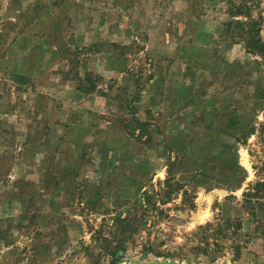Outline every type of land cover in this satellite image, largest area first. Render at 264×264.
Returning a JSON list of instances; mask_svg holds the SVG:
<instances>
[{
  "label": "rangeland",
  "instance_id": "374dc122",
  "mask_svg": "<svg viewBox=\"0 0 264 264\" xmlns=\"http://www.w3.org/2000/svg\"><path fill=\"white\" fill-rule=\"evenodd\" d=\"M144 260L264 264V0H0V264Z\"/></svg>",
  "mask_w": 264,
  "mask_h": 264
},
{
  "label": "water",
  "instance_id": "95a60500",
  "mask_svg": "<svg viewBox=\"0 0 264 264\" xmlns=\"http://www.w3.org/2000/svg\"><path fill=\"white\" fill-rule=\"evenodd\" d=\"M133 264H187V263L169 262V261L148 262L144 260L142 262L133 263Z\"/></svg>",
  "mask_w": 264,
  "mask_h": 264
},
{
  "label": "trees",
  "instance_id": "16d2710c",
  "mask_svg": "<svg viewBox=\"0 0 264 264\" xmlns=\"http://www.w3.org/2000/svg\"><path fill=\"white\" fill-rule=\"evenodd\" d=\"M89 75V74H88Z\"/></svg>",
  "mask_w": 264,
  "mask_h": 264
}]
</instances>
